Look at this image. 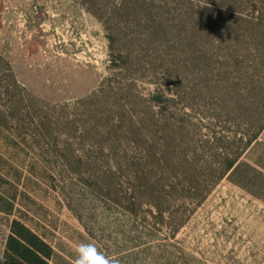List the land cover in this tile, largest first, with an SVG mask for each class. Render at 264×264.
<instances>
[{
  "label": "rangeland",
  "instance_id": "rangeland-1",
  "mask_svg": "<svg viewBox=\"0 0 264 264\" xmlns=\"http://www.w3.org/2000/svg\"><path fill=\"white\" fill-rule=\"evenodd\" d=\"M261 24L264 0H0V130L62 258L264 264V206L192 195L264 113Z\"/></svg>",
  "mask_w": 264,
  "mask_h": 264
},
{
  "label": "crops",
  "instance_id": "crops-1",
  "mask_svg": "<svg viewBox=\"0 0 264 264\" xmlns=\"http://www.w3.org/2000/svg\"><path fill=\"white\" fill-rule=\"evenodd\" d=\"M0 130V264H54L49 241L33 225L42 223L28 209L38 206L26 184L35 181L26 154ZM29 163V165H28ZM234 189L264 206V129L225 177Z\"/></svg>",
  "mask_w": 264,
  "mask_h": 264
},
{
  "label": "trees",
  "instance_id": "trees-1",
  "mask_svg": "<svg viewBox=\"0 0 264 264\" xmlns=\"http://www.w3.org/2000/svg\"><path fill=\"white\" fill-rule=\"evenodd\" d=\"M259 26L262 29H264V25L261 24ZM156 99L158 103L160 104L164 103L165 101L163 94L158 95ZM263 129H264V113L258 118L253 132L249 136H247L246 140L243 141V143H241V145L237 147L235 151H232L230 153H225L222 156L221 162H219V167L217 168L212 167L210 169L208 179H206L203 184L202 182L198 181V184H197L198 190L192 193V195L198 196L199 201H202L203 199H205V197L210 193L213 187H215L221 180H223L226 177L227 173L231 170L234 164L240 159V157L250 147V145L259 137ZM37 173L39 174L40 172H37ZM176 185L178 186V183H176ZM176 185L173 184V189H176ZM193 210L194 209L192 208L189 210L187 209V214H184L178 219L179 222L177 224V228H180L183 226L186 216L188 215L187 217H189L193 213ZM47 255L49 257V260L50 261L52 260L54 264H74L73 260L70 259L66 261L65 258H62L61 254L56 250L55 246L52 245L51 242H49V253ZM69 255L70 254H68L67 257L70 258L71 256Z\"/></svg>",
  "mask_w": 264,
  "mask_h": 264
},
{
  "label": "clouds",
  "instance_id": "clouds-1",
  "mask_svg": "<svg viewBox=\"0 0 264 264\" xmlns=\"http://www.w3.org/2000/svg\"><path fill=\"white\" fill-rule=\"evenodd\" d=\"M76 259L74 264H118L110 261L108 257L102 254L95 245L80 244L76 249Z\"/></svg>",
  "mask_w": 264,
  "mask_h": 264
}]
</instances>
